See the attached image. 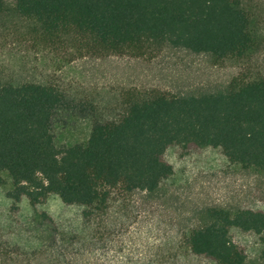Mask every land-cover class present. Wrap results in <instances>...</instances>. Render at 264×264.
Masks as SVG:
<instances>
[{
    "label": "trees",
    "instance_id": "trees-1",
    "mask_svg": "<svg viewBox=\"0 0 264 264\" xmlns=\"http://www.w3.org/2000/svg\"><path fill=\"white\" fill-rule=\"evenodd\" d=\"M10 30L79 55L140 57L173 47L248 63L264 50V1L0 0V32ZM64 100L53 84L0 80L9 208L27 201L50 237L86 240L135 192L162 196L180 181L179 167L213 154L228 170L264 174V72L241 71L226 87L199 94L132 89L122 118L94 121L85 142L60 149L52 125ZM52 194L64 204L57 218L41 208ZM198 217L181 231L184 252L210 264L264 263V207L207 206ZM250 235L261 246L246 244Z\"/></svg>",
    "mask_w": 264,
    "mask_h": 264
},
{
    "label": "rangeland",
    "instance_id": "rangeland-1",
    "mask_svg": "<svg viewBox=\"0 0 264 264\" xmlns=\"http://www.w3.org/2000/svg\"><path fill=\"white\" fill-rule=\"evenodd\" d=\"M241 71L264 72V50L248 63L216 62L207 53L173 47L140 57L79 55L38 45L23 31L0 32V80L48 83L63 91L65 100L52 125L60 149L85 142L94 121L122 118L132 89L199 94L226 87ZM168 156L176 160L174 149ZM214 156L200 165L179 167L180 181L162 196L135 192L126 208L112 210L86 240L50 237L27 201L11 211L7 194L13 181L0 170V264H210L180 245L181 231L198 220V211L207 206L264 207V174L228 170ZM41 208L57 218L64 204L52 194ZM244 242L261 246L262 241L250 235Z\"/></svg>",
    "mask_w": 264,
    "mask_h": 264
}]
</instances>
